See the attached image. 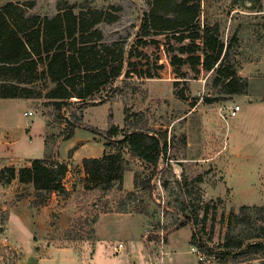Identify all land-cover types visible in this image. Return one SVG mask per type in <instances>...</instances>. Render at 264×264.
Segmentation results:
<instances>
[{
    "label": "rangeland",
    "instance_id": "1",
    "mask_svg": "<svg viewBox=\"0 0 264 264\" xmlns=\"http://www.w3.org/2000/svg\"><path fill=\"white\" fill-rule=\"evenodd\" d=\"M7 1L26 2L32 6L30 12L41 16H54L60 4L69 3L76 13L99 9L116 19L97 25L103 34L98 50L105 45L111 51L103 59H110L108 64L103 62L106 67L101 73L105 74L85 69L60 84L40 81L30 86L43 92L41 98L0 97V264H16L22 254L6 238L8 209L23 198L37 199L31 184H22L18 175L9 180L11 175L5 168L15 167L18 172L26 166L28 160L16 158L36 154L43 147L39 137L43 131L47 133V150L55 156L49 163H59L60 159L67 164L76 152V159L82 162L85 157L123 149L129 167L123 191L104 193L100 189L85 190L83 170L72 166L75 180L71 177L68 183L72 186L75 182L72 201L79 213L67 230L52 231L49 240L54 244L91 243L100 221L101 235L116 238L115 242L130 241L136 248L142 242L159 258L165 245L163 229L182 220L183 200L191 199L189 192L195 190L192 202L202 205L196 214L198 219L204 215V206H209L207 230L193 221L172 236L186 242L195 233L197 241L208 247L201 252L207 258L202 264H264V214L254 209L264 206V0H201L200 26L193 27L198 31L204 24L220 25L229 61L240 75L253 78L249 98L223 93L214 86V73L197 76L188 64L171 66L170 57L179 55L171 52V47L179 49L191 40L181 44L174 34L145 31L155 0H0V5ZM179 1L166 0L163 4L172 10ZM164 14L165 8L160 12ZM131 57L136 59L134 63ZM121 63L122 74L115 77ZM148 72L152 78L147 77ZM87 82L97 84L90 94L83 89ZM235 105L241 111L231 116L230 109ZM71 123L85 126L78 128L75 143L66 139ZM113 125L125 131L149 129L172 143L168 159L152 176L153 188L127 194L134 190L136 175L142 181L152 170L130 158L117 143L121 136L109 141L111 148L105 147L104 133ZM82 143L86 147H81ZM198 175H202V182L196 179ZM136 204L145 205L146 212H131ZM243 205L250 209L243 210ZM123 206L128 212H118ZM211 234L213 240H208ZM254 234L262 237L250 238ZM229 235L232 241L244 239V246L225 247ZM254 243H261L262 248L256 250ZM28 244L24 243L26 249ZM142 261L139 264H146ZM162 261L167 264L169 256L163 255L156 264Z\"/></svg>",
    "mask_w": 264,
    "mask_h": 264
},
{
    "label": "trees",
    "instance_id": "2",
    "mask_svg": "<svg viewBox=\"0 0 264 264\" xmlns=\"http://www.w3.org/2000/svg\"><path fill=\"white\" fill-rule=\"evenodd\" d=\"M163 3H166V0H155L153 3L149 20L146 21L148 23L144 27L145 31L154 30L155 33L174 34L172 36L181 44L188 39L191 40L190 44H183L176 49L177 51L171 47V52L179 54L170 57L171 66L179 68L188 64L197 76L202 73H214V86L220 88L223 93L230 96L248 95L249 80L241 76L229 61L230 55L228 47L225 51L220 25L204 24L202 30L199 27L198 31H193L195 25L200 26L201 0H181L172 7V10L167 9V4L164 7ZM31 8L32 6L26 2L7 1L0 5L1 98H41L43 92L30 86L40 81L60 84L69 77L74 78L85 69L99 73L104 70L110 59L105 61L103 59L109 56L111 51L110 47L105 45L98 50V42L103 40V34L97 25L102 21H115L116 17L112 13H105L99 9L82 10L76 13L75 6L67 3L65 6L60 4L58 12L50 17L32 13ZM164 8L165 14L160 15ZM169 12L176 16L168 17ZM136 54L142 56L138 52ZM185 55L187 57H184ZM131 56H134V53H131ZM131 59L135 58L131 57ZM131 65L134 66V64ZM123 66L121 63L115 77L122 74ZM146 75L149 78L153 77L150 72ZM95 77L99 80V75ZM96 87L97 84L94 82H87L83 89L86 90V94H90ZM78 94V97L83 99L82 93ZM70 126L71 131L66 139H71L76 129L85 127L82 123H71ZM90 130L95 132V129L90 128ZM104 137L107 140L105 143L107 148H111L110 140L119 137L117 143L126 149L130 158L145 163L152 170L151 175L142 181L136 175L134 190L127 194L133 195L137 191L153 188L150 185L152 176L160 171L172 147L167 137H162L149 129L125 131L117 125H113L106 131ZM82 164L86 175L84 189H100L104 193L113 189L123 191L124 174L129 170L123 149L115 153L106 152L100 157H86ZM5 169L10 172L9 180L15 179L18 175L22 184L32 185L38 199L31 202L34 208L44 204L46 195L51 192L64 197L69 195L64 184L68 173L66 163H49L48 158H37L28 160L27 165L20 168L18 172L15 167ZM196 179L199 182L203 181L202 175H198ZM164 185L167 187L168 184L164 183ZM189 193L191 199L186 201L187 203L185 199L183 200L182 220L169 229H163L165 243L168 241L169 234L190 225L193 221L197 225L201 224L202 230H207L209 206L207 204L204 206V215L198 219L199 215L196 214L202 205L192 202V196L197 191L192 190ZM242 209L250 208L248 205H243ZM254 209L264 214V206L254 207ZM118 212H128V208L123 206ZM131 212L144 214L146 207L136 204L132 206ZM262 218L264 219V215ZM257 237L262 235L254 234L250 238ZM208 240H213L212 234L209 235ZM226 240L224 246L227 248L240 249L244 246V239L232 241L229 235ZM191 244L199 252L204 253L208 250L205 243L197 241L195 233H192ZM253 248L259 250L262 245L254 243Z\"/></svg>",
    "mask_w": 264,
    "mask_h": 264
},
{
    "label": "crops",
    "instance_id": "3",
    "mask_svg": "<svg viewBox=\"0 0 264 264\" xmlns=\"http://www.w3.org/2000/svg\"><path fill=\"white\" fill-rule=\"evenodd\" d=\"M241 76L248 78L252 85L253 78L251 76L244 74ZM244 97L249 98V95H244ZM78 133L79 129H76L74 136L69 139L70 143H75ZM39 137L43 147L36 154L30 153L23 158H16L18 161L37 158L55 159L54 154L47 150V133L43 131L39 133ZM81 147H86V144L82 143ZM76 158L77 152L70 159L71 162L69 160V163L67 162L70 168L64 181L69 192L67 197L51 192L46 195L44 204L34 208L31 204L32 198L29 196L19 200L8 209V220L5 226L6 238L22 252L16 264H139L142 258L143 263L156 264V261L162 259L163 255L169 256L167 264H201L197 249L191 244L192 234L186 242L179 241L172 236L178 230L169 234L168 241L159 258L153 256L142 242L136 248L133 244H129L130 241L128 243L115 242L116 238L101 235L100 221L96 224V237L91 243L74 246L57 245L54 244V240L50 241L49 237L53 234L52 231L67 230L79 213V209L72 201L75 195V187H73L75 182L71 183L72 186L68 183L71 177L73 181L75 180L71 170L73 165L79 166V169L83 170L82 162H78ZM16 159L14 161H17ZM83 175L86 176L84 171ZM63 198H65L64 201H62ZM103 217L101 216L100 220ZM24 243H29L27 249ZM119 244H123V248L117 253L115 249Z\"/></svg>",
    "mask_w": 264,
    "mask_h": 264
},
{
    "label": "built area",
    "instance_id": "4",
    "mask_svg": "<svg viewBox=\"0 0 264 264\" xmlns=\"http://www.w3.org/2000/svg\"><path fill=\"white\" fill-rule=\"evenodd\" d=\"M131 62H135V59H131ZM239 111H241V107L239 106V105H235V106H233V107H231V109H230V114H231V116H236L237 114H238V112ZM30 114H32L31 112H30ZM123 248V244H119L117 247H116V249H115V251L118 253L121 249ZM196 248V247H195ZM197 249V248H196ZM197 253H198V256H199V260L200 261H205L207 258L201 253V252H199L198 250H197Z\"/></svg>",
    "mask_w": 264,
    "mask_h": 264
}]
</instances>
